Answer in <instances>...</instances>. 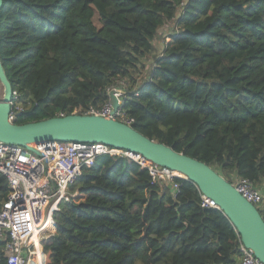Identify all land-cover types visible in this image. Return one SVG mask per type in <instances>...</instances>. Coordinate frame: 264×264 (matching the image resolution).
Wrapping results in <instances>:
<instances>
[{"label": "trees", "instance_id": "16d2710c", "mask_svg": "<svg viewBox=\"0 0 264 264\" xmlns=\"http://www.w3.org/2000/svg\"><path fill=\"white\" fill-rule=\"evenodd\" d=\"M0 60L23 108L16 123L100 108L124 80L135 130L264 189V0H2ZM173 182L97 156L54 212L46 264H239L230 219L202 206L192 181ZM7 193L0 173V206Z\"/></svg>", "mask_w": 264, "mask_h": 264}, {"label": "built area", "instance_id": "2783aa9c", "mask_svg": "<svg viewBox=\"0 0 264 264\" xmlns=\"http://www.w3.org/2000/svg\"><path fill=\"white\" fill-rule=\"evenodd\" d=\"M127 82L121 80L107 88L116 91L119 107L115 110L107 101L100 108H91L82 115L111 118L128 125L133 119L121 108ZM18 94L12 91L8 120L16 122L23 110ZM71 114H79L75 109ZM58 113L57 116H64ZM33 151L16 144L0 141V173L8 184L6 199L0 206V239L5 242L3 254L7 264H46L48 254L43 250V239L54 232V212L62 201H69L70 184L81 174L83 167L93 164L101 154L124 156L146 168L154 182H171L181 178L175 171L154 164L139 153L108 146L103 143L46 141L33 144ZM232 186L260 212L264 211V194L246 178L235 177ZM202 206L217 208L213 200L201 194ZM239 264H263L250 248L245 247L238 235Z\"/></svg>", "mask_w": 264, "mask_h": 264}, {"label": "water", "instance_id": "95a60500", "mask_svg": "<svg viewBox=\"0 0 264 264\" xmlns=\"http://www.w3.org/2000/svg\"><path fill=\"white\" fill-rule=\"evenodd\" d=\"M2 0H0V8ZM0 141L23 146L34 153L33 144L46 141L103 143L139 153L156 165L169 168L192 181L201 194L213 200L233 223L242 244L264 264V219L232 184L212 167L164 143L150 139L121 121L97 115L67 114L26 123L10 122L12 86L0 60ZM111 106L119 107L116 91L108 93Z\"/></svg>", "mask_w": 264, "mask_h": 264}, {"label": "rangeland", "instance_id": "374dc122", "mask_svg": "<svg viewBox=\"0 0 264 264\" xmlns=\"http://www.w3.org/2000/svg\"><path fill=\"white\" fill-rule=\"evenodd\" d=\"M176 29L172 22L165 24L161 27L154 39V52L148 57L142 59V65L139 67V70L134 73V77L137 82H142L146 78V72L149 70L151 63L154 60V57L160 54L162 47L166 41H168L170 34H172ZM0 94H2V87L0 85ZM231 176V175H230ZM262 189V188H261ZM264 194V192L261 190ZM262 217H264L263 211L260 212Z\"/></svg>", "mask_w": 264, "mask_h": 264}, {"label": "bare ground", "instance_id": "6f19581e", "mask_svg": "<svg viewBox=\"0 0 264 264\" xmlns=\"http://www.w3.org/2000/svg\"><path fill=\"white\" fill-rule=\"evenodd\" d=\"M177 173V172H176ZM178 174V173H177ZM179 176H181V177H183L184 175L181 173V174H179ZM261 214V213H260Z\"/></svg>", "mask_w": 264, "mask_h": 264}, {"label": "crops", "instance_id": "0c3cea01", "mask_svg": "<svg viewBox=\"0 0 264 264\" xmlns=\"http://www.w3.org/2000/svg\"><path fill=\"white\" fill-rule=\"evenodd\" d=\"M262 191L264 192V189Z\"/></svg>", "mask_w": 264, "mask_h": 264}]
</instances>
